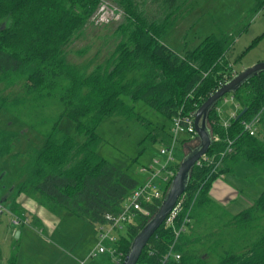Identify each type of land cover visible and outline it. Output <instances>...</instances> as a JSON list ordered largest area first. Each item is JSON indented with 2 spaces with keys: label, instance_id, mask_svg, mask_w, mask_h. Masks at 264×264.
<instances>
[{
  "label": "trees",
  "instance_id": "trees-1",
  "mask_svg": "<svg viewBox=\"0 0 264 264\" xmlns=\"http://www.w3.org/2000/svg\"><path fill=\"white\" fill-rule=\"evenodd\" d=\"M100 1L0 0V109L7 107L15 115H29L38 104L60 107L39 148L28 151L22 160L17 153L12 154L16 164L14 190L36 194L49 210L66 209L94 226L103 223L107 212L118 211L140 183L97 152L99 122L134 114L133 106L127 105L121 94L133 101H145L171 120L181 106L185 112L194 113L233 77L234 70L226 57L231 44L226 35H207L181 55L162 43L178 0H162L168 11L159 21L147 20L134 0H113L126 14L125 22L115 28L118 41L102 62L89 72L81 71L67 61L65 46L85 26ZM263 4L264 0H256L257 7ZM16 85L22 94L10 99L3 96V91ZM228 94L239 105L237 115L225 128L216 110L221 99L207 112L212 140L206 155L210 162L203 160L190 170L185 187L189 196L176 224L198 190L189 212L191 227L177 240L181 258L166 264H264V190L250 207L236 214L227 213L208 197L212 182L241 161L264 173V110L255 134L250 135L242 126V121L264 105V70ZM63 117L74 121L84 141L61 131L58 124ZM14 135L9 129H0V157L12 152ZM226 138L233 140V151L213 170L227 145ZM160 203L148 204L151 215ZM12 210L24 218L18 202L13 203ZM210 215L209 225L204 226L209 231L200 232L202 221ZM149 219L138 216L128 223L125 235L120 234L116 241L117 249L127 253L132 239ZM173 240V229L160 226L136 264H160ZM9 264H15L14 256ZM105 264L116 263L107 255Z\"/></svg>",
  "mask_w": 264,
  "mask_h": 264
},
{
  "label": "rangeland",
  "instance_id": "rangeland-1",
  "mask_svg": "<svg viewBox=\"0 0 264 264\" xmlns=\"http://www.w3.org/2000/svg\"><path fill=\"white\" fill-rule=\"evenodd\" d=\"M108 1L122 10V17L115 22L95 26L90 16L85 26L65 46L67 61L83 72H89L113 51L119 38L115 28L125 22L123 7L113 0ZM134 1L149 21L161 20L168 11L162 0ZM171 20L172 24L161 38L162 43L180 55L186 49H193L205 36L213 34L229 37L231 44L226 57L236 71L264 60V4L257 7L256 0H178ZM22 93L16 85L2 94L10 99ZM120 97L127 105L133 106L134 114L131 117L111 116L99 122L96 131L101 140L97 152L141 182L146 177V171L141 168L151 164L154 168L159 167L153 162L154 158L160 157L162 145L171 144L172 120L141 99L133 101L124 93ZM234 102L235 98L233 102L222 103L223 117L226 118L234 109ZM59 109L54 103L38 104L29 115H15L7 107L0 109V129L15 133L12 152L0 157V206L3 209L0 213V264H9L13 256L16 264H79L85 259L86 264H105L108 254L88 258L89 252L98 243L96 226L66 209L50 212L40 204L36 194L14 190L16 164L12 154L17 153L22 160L28 151L39 148L44 143V132L52 125ZM58 126L76 140L84 141V134L76 130L73 120L63 117ZM183 137L189 138L184 132L178 134L172 150V165H179L185 156ZM191 139L194 140L192 145L199 143L198 138ZM246 181L249 185L258 184L253 176ZM262 184L261 189L264 182ZM244 188L246 191L249 187ZM246 192L251 193L249 190ZM14 202H18L24 210L28 222L14 223L15 218L20 217L12 210ZM36 215L42 216V219L38 221ZM212 216L202 221L200 232L209 231L204 226L209 225L206 222L211 221ZM20 230L24 233L19 239L17 233ZM120 234L125 235V228Z\"/></svg>",
  "mask_w": 264,
  "mask_h": 264
},
{
  "label": "built area",
  "instance_id": "built-area-1",
  "mask_svg": "<svg viewBox=\"0 0 264 264\" xmlns=\"http://www.w3.org/2000/svg\"><path fill=\"white\" fill-rule=\"evenodd\" d=\"M122 17V10L114 3L108 0H101L90 17V21L95 26H101L104 24H108L110 22H115ZM238 71L235 72V69L232 72V76H234ZM205 75V74H203ZM222 86V85H221ZM226 94L222 96L219 104L216 106V110L218 114L222 118V123L225 128L229 127L230 121L236 117L237 112L236 109L239 108L237 103H233L234 109L228 113L227 117H223L221 105L222 103H227L229 100L234 101L233 96ZM230 98V99H229ZM264 110V105L261 107L258 113L253 115L250 119L242 121L243 130L248 132L250 135L256 133L260 118V113ZM172 124L170 126V137L171 144L170 145H162L159 149L160 157L154 158L153 162L158 164L159 167L154 168V165L151 164L148 167H142V171H146V177L138 184L136 188H134L130 194H128L123 200L121 207L116 212H107L104 215V221L101 224H98L96 227L98 229V243L96 246L91 249L88 254V258H96L100 254H108L111 256L112 260L116 264H122L127 256V253L120 251L116 247V241L119 238L120 231L125 228V226L134 222L138 216H144L147 218L152 217V213L148 207V204L154 203L156 201H162L164 194L168 190L171 180L173 179L178 165H172V161L174 160L172 156V150L174 148V144L177 141V136L180 132H184L189 136V138H185L186 140H191V138H196L197 135L194 128V116L193 113L185 112L183 106H181L178 112L172 117ZM213 138L215 140L218 139V135L214 134ZM227 145L225 149L221 153V157L219 161L216 163L213 170H216L222 164V158L227 154L233 151V140L230 138H226ZM164 156V157H163ZM210 162L209 157L206 155H202L194 165L200 166L202 161ZM212 170V171H213ZM198 194V190L195 192L192 203ZM189 196L188 191L183 190V192L176 199L173 207L169 211L168 215L162 222L160 226L164 228H172L174 232V240L169 245L167 251L162 255L161 263L166 264L170 260H179L181 258V252L176 249V244L179 235L182 232L187 231V229L191 226V217H190V207L182 220L177 222L179 213L184 207V204ZM3 209L0 206V213ZM20 221H24L23 219L16 218L14 223H18ZM87 258V259H88ZM86 259L81 260L79 264H86Z\"/></svg>",
  "mask_w": 264,
  "mask_h": 264
},
{
  "label": "water",
  "instance_id": "water-1",
  "mask_svg": "<svg viewBox=\"0 0 264 264\" xmlns=\"http://www.w3.org/2000/svg\"><path fill=\"white\" fill-rule=\"evenodd\" d=\"M263 70L264 60L238 71L229 81L215 90V92H213L193 113L194 128L199 143L185 153V156L178 165L177 171L171 180L170 186L164 194L157 211L132 239L130 249L122 264L137 263L149 238L160 227L173 207L176 199L185 189L191 168L194 166L195 162L207 152L212 140L206 121L208 110L215 105L222 96L234 91L247 78ZM245 110L246 108L240 112V115H242Z\"/></svg>",
  "mask_w": 264,
  "mask_h": 264
},
{
  "label": "crops",
  "instance_id": "crops-1",
  "mask_svg": "<svg viewBox=\"0 0 264 264\" xmlns=\"http://www.w3.org/2000/svg\"><path fill=\"white\" fill-rule=\"evenodd\" d=\"M184 138L185 137H183V139ZM191 140H186L183 143L185 153L188 152L189 149L196 146L191 144L192 142H194L193 139ZM251 176L256 178L258 184L250 183L249 185L247 183L249 181H246V179ZM262 176H264V174H259L257 169L253 167L250 163L246 161H241L234 168H232V170L221 174L212 182L211 187L209 188L208 191V197L214 203H216L217 205L222 207L225 211H227V213L236 214L241 210L250 207L257 199V197L260 195V193L264 190V188L261 189L263 187L262 183L264 182V180H262L264 179ZM245 186L249 187L248 189H246V191L249 190L251 193L245 191L244 188ZM56 211L59 210L58 209H56L55 211L50 210V212L53 213H56ZM23 217H24L23 222L24 223L28 222V217L25 215V212H23ZM41 217L42 216L40 217L37 216L36 219L40 221L42 219ZM16 218L23 219L21 217H16ZM23 233L24 232L22 230H20L17 233L19 239L21 238Z\"/></svg>",
  "mask_w": 264,
  "mask_h": 264
}]
</instances>
